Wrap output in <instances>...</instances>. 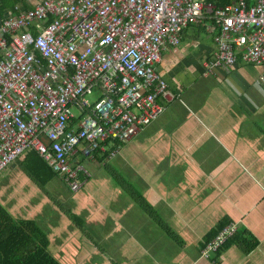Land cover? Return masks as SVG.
Masks as SVG:
<instances>
[{
    "label": "crops",
    "instance_id": "crops-1",
    "mask_svg": "<svg viewBox=\"0 0 264 264\" xmlns=\"http://www.w3.org/2000/svg\"><path fill=\"white\" fill-rule=\"evenodd\" d=\"M6 15L0 10V22ZM217 32L206 19L162 49L155 70L167 92L153 123L112 158L73 159L92 172L108 169L110 181L91 174L94 182L76 196L56 177L43 186L62 211L25 221L43 231L45 251L59 264H214L200 251L229 223L237 232L216 264H264V65L238 54L232 67L207 68ZM73 206L93 214L81 218Z\"/></svg>",
    "mask_w": 264,
    "mask_h": 264
},
{
    "label": "built area",
    "instance_id": "built-area-1",
    "mask_svg": "<svg viewBox=\"0 0 264 264\" xmlns=\"http://www.w3.org/2000/svg\"><path fill=\"white\" fill-rule=\"evenodd\" d=\"M31 6L17 5L0 22V175L35 151L72 194L91 178L73 164L75 157L112 158L161 115L167 84L155 66L190 24L207 19L218 31L207 68L232 67L238 54L264 65V0L222 7L206 0H35ZM89 95H96L94 103ZM236 232L235 223L224 226L201 258L216 264Z\"/></svg>",
    "mask_w": 264,
    "mask_h": 264
},
{
    "label": "trees",
    "instance_id": "trees-1",
    "mask_svg": "<svg viewBox=\"0 0 264 264\" xmlns=\"http://www.w3.org/2000/svg\"><path fill=\"white\" fill-rule=\"evenodd\" d=\"M224 1L227 5L228 0H223V3ZM221 2L222 0H206V3H211L217 7L225 6ZM18 3V0H0V10L8 13V11L14 10ZM28 8L26 7V9ZM26 158V161L29 162L28 175L35 183L39 182L40 185L44 186L47 181L56 177L50 167L46 166L47 164L34 151L27 153ZM115 181L118 185L122 182L121 179H115ZM122 184L124 183L122 182ZM69 218L77 227L82 229L84 223L80 219L75 216ZM214 235H210L207 240L210 241ZM46 246L47 238L34 222H16L9 216L0 217V264H59L47 254Z\"/></svg>",
    "mask_w": 264,
    "mask_h": 264
},
{
    "label": "rangeland",
    "instance_id": "rangeland-1",
    "mask_svg": "<svg viewBox=\"0 0 264 264\" xmlns=\"http://www.w3.org/2000/svg\"><path fill=\"white\" fill-rule=\"evenodd\" d=\"M193 1L200 2L201 0ZM96 98V95L87 96V99L90 103H94ZM25 156H27V154L21 156L16 162L9 166V169H7L3 175H0V217L5 218V216H9L12 220L20 222L31 220L34 215V217L39 215L43 218L47 217V219L51 217V214L53 213L54 216H57L58 214L55 212V210H62H59L57 207L56 209L53 208V206L49 203L52 198V194L48 193V191L45 190V187L39 184L36 186L32 184L35 181L32 180L28 175L29 162L26 161L27 158L22 159ZM18 162H20V164ZM85 167L90 172V174L97 175V181H99L100 177H103V175H105L103 179L110 181V176H108V174L110 175V172L108 169H103L102 174H100L97 171L92 172L94 170L92 165H86ZM93 175H91L92 179L89 181L91 183L94 182L95 179H93ZM121 180L125 186L126 181L124 179ZM59 182L62 184L60 180ZM115 183L117 184V182ZM122 189L123 188L121 187V190ZM85 190L80 191L81 194H84ZM68 192L70 194L69 196L77 195L76 193L72 194L69 190ZM52 203L55 204V202ZM58 204L61 206V208L66 209L65 205H61V203ZM55 206L58 205L56 204ZM73 209L81 218H85L88 214H93L92 210H79L74 206ZM34 220L35 219L33 218L32 221Z\"/></svg>",
    "mask_w": 264,
    "mask_h": 264
}]
</instances>
